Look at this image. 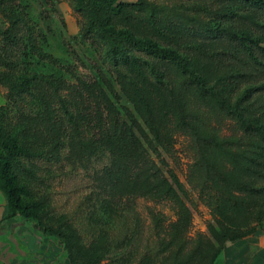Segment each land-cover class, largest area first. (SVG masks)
Listing matches in <instances>:
<instances>
[{
  "label": "trees",
  "instance_id": "1",
  "mask_svg": "<svg viewBox=\"0 0 264 264\" xmlns=\"http://www.w3.org/2000/svg\"><path fill=\"white\" fill-rule=\"evenodd\" d=\"M16 1L0 0V13L10 24L3 49L9 96L20 119H27L21 104L29 97L37 100L46 121L48 146L34 151L24 140L31 127L0 124V191L7 199L9 217L19 214L33 220L41 232L63 244L71 264H188L193 255L172 263L166 256L171 246L176 245V254L183 249L182 232L192 219L185 201L188 191L174 170H164L166 164L154 143H170L175 129L193 131L195 136L200 158L194 168L203 177L201 197L223 225L211 227L222 242L217 257L227 242L257 232L261 223L246 230L229 225L240 221L252 200L258 202L255 219L264 220V121L250 111L255 89L233 94L243 73L230 70L216 77L215 52L207 49L213 42L199 36H230L256 64L260 63L253 50L261 48L260 37L149 0H71L85 19L84 39L102 43L108 64L107 71L75 88L64 75L24 71L29 48L49 63L55 59L38 47L32 19ZM248 1L264 6V0ZM101 10L119 15L121 25L108 23ZM228 11L224 6L217 12ZM142 24L150 27L147 33L141 31ZM116 85L134 112L114 100L119 98ZM190 96L233 118L244 136L225 139L206 131L199 115L188 110ZM83 123L92 130L91 137L85 135ZM66 164L90 170L96 185L74 211L51 223L48 214L40 211L41 202L24 200L32 194L18 178L45 181L37 173L39 168ZM116 195L166 204L178 217L171 239H144L140 227L130 223L124 237L111 238L102 212L118 213ZM160 227L158 223L155 229Z\"/></svg>",
  "mask_w": 264,
  "mask_h": 264
},
{
  "label": "rangeland",
  "instance_id": "2",
  "mask_svg": "<svg viewBox=\"0 0 264 264\" xmlns=\"http://www.w3.org/2000/svg\"><path fill=\"white\" fill-rule=\"evenodd\" d=\"M121 1L134 3L136 0ZM149 1L156 5L178 7L181 12L184 10L203 20L212 19L236 31H249L262 39L261 48L255 47L253 50L260 65L254 62L249 52L241 47L239 41L230 36L219 33L199 36L202 41L213 42L208 44L207 49L215 52L212 69L216 77L230 70L243 73L242 78H238L233 94L245 93L250 88L255 89L250 99V111L261 115L264 121V51L262 50L264 48V6H257L248 0ZM16 2L32 19L31 25L36 29L38 47L55 59L53 63H49L48 60L40 58L36 49L29 48L22 64L24 71L64 75L75 88L80 87L82 82L94 80L99 71H107L108 64L105 60L104 46L99 41L84 39L85 19L74 10L71 0H17ZM224 6L229 9L227 14H218L217 11ZM101 12L103 18L111 25H121L119 15L105 10ZM9 25V21L0 13V124L6 127L17 125L20 129L31 127L28 132L24 133V140L30 149L40 151L48 146V130L43 109L36 99L29 97L21 104L22 109L27 113V119H20L18 110L9 96L11 85L6 78L8 69L3 59L5 32ZM149 29L147 24H142L143 33H147ZM170 76L177 78L173 73H170ZM116 89L119 92V98H114L117 104L126 106L134 112L132 104L120 92L119 86L116 85ZM76 97L79 98L78 95ZM190 97L188 110L191 114L199 115L200 123L206 131L225 139L244 136L233 118L203 105L194 96ZM83 130L87 137L93 135L86 123H83ZM162 133L165 134V131ZM172 137L170 143L164 141L165 146L156 141L154 143L161 153V159L166 164L164 170H174L185 185L188 191L185 201L192 212V219L184 226L182 232L183 249L176 254V245L171 246L166 252L167 259L172 263L175 258L181 260L193 255L188 264H217L220 256L217 257V253H219L222 242L213 236L211 227L221 229L223 225L217 223L210 206L201 197L200 182L203 177L194 168L200 158L195 136L193 131L173 129ZM161 159L157 158V161L161 163ZM37 171L45 181L31 180L25 176H19L18 181L25 184L32 194L30 197H24V200L41 202L40 211L48 214L51 223L74 211L82 198L96 185L90 170L81 167L77 169L71 164L62 167L55 166L50 170L39 168ZM0 193L3 194L1 191ZM114 202L115 210L118 212L116 215L112 216L102 212L106 219L104 226L107 227L111 238L124 237L128 232V223H130L132 227H140L144 239L148 237L158 241L171 239L172 226L177 222L178 217L166 204L147 197L122 195H116ZM257 203L255 200L249 201L248 210L240 221L229 225L246 230L261 223L256 226L257 231L264 230L262 227L264 220L255 219L254 210ZM25 222L35 224L33 220L23 221ZM158 223L161 227L155 229ZM48 239L57 242L63 248L65 258L68 259L63 244L54 237L48 236ZM201 241L202 244L198 246ZM107 262L102 264H107Z\"/></svg>",
  "mask_w": 264,
  "mask_h": 264
},
{
  "label": "crops",
  "instance_id": "3",
  "mask_svg": "<svg viewBox=\"0 0 264 264\" xmlns=\"http://www.w3.org/2000/svg\"><path fill=\"white\" fill-rule=\"evenodd\" d=\"M0 193V264H71L63 248L21 215L9 217ZM217 264H264V230L229 241Z\"/></svg>",
  "mask_w": 264,
  "mask_h": 264
}]
</instances>
